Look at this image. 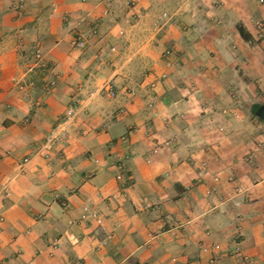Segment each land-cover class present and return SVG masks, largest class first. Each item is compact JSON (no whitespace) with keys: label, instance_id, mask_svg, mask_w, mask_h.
Instances as JSON below:
<instances>
[{"label":"crops","instance_id":"obj_1","mask_svg":"<svg viewBox=\"0 0 264 264\" xmlns=\"http://www.w3.org/2000/svg\"><path fill=\"white\" fill-rule=\"evenodd\" d=\"M23 1L0 0V264H264V0Z\"/></svg>","mask_w":264,"mask_h":264},{"label":"built area","instance_id":"obj_2","mask_svg":"<svg viewBox=\"0 0 264 264\" xmlns=\"http://www.w3.org/2000/svg\"><path fill=\"white\" fill-rule=\"evenodd\" d=\"M23 2H24L23 0H19V2L17 4L16 10H17V15L18 16H21L22 13H23V7H24ZM71 46L74 49H77V50H84L87 47V38H86V36L83 33H79V32L75 33L74 36H73V39L71 41ZM170 54H171L170 51H165V53H164L165 56H170ZM32 59H33L35 64H39V63H42L44 61L43 53L40 50V48H35L34 49V51L32 53ZM103 91H105L111 97H114V95H115L114 87H113L111 82H106L104 84ZM73 115H74L73 111H69L68 112V116L69 117H71ZM57 140H58L57 137H52L48 141L47 144H52L53 142H56ZM27 162H28V160H24L23 164H26ZM5 195L9 196V192L7 190L5 191ZM93 217L96 219L97 223L99 225H101L102 222H101V219L99 218V215L93 214ZM83 218H85V216ZM215 249L218 250L219 247L215 246ZM214 260L215 259L212 258L211 262H213ZM241 261H242V264H251V261L249 259L241 258Z\"/></svg>","mask_w":264,"mask_h":264},{"label":"water","instance_id":"obj_3","mask_svg":"<svg viewBox=\"0 0 264 264\" xmlns=\"http://www.w3.org/2000/svg\"><path fill=\"white\" fill-rule=\"evenodd\" d=\"M258 116L260 119L264 120V107H262L259 111H258Z\"/></svg>","mask_w":264,"mask_h":264}]
</instances>
